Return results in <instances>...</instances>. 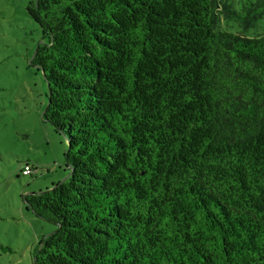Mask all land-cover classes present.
<instances>
[{"label": "trees", "instance_id": "trees-1", "mask_svg": "<svg viewBox=\"0 0 264 264\" xmlns=\"http://www.w3.org/2000/svg\"><path fill=\"white\" fill-rule=\"evenodd\" d=\"M26 11L68 168L23 196L35 264H264V0Z\"/></svg>", "mask_w": 264, "mask_h": 264}, {"label": "rangeland", "instance_id": "rangeland-1", "mask_svg": "<svg viewBox=\"0 0 264 264\" xmlns=\"http://www.w3.org/2000/svg\"><path fill=\"white\" fill-rule=\"evenodd\" d=\"M30 1L0 0V264H35L54 225L36 217L23 196L68 174L66 141L42 119L47 85L32 63L41 32L26 11ZM25 162L29 174L21 173Z\"/></svg>", "mask_w": 264, "mask_h": 264}, {"label": "built area", "instance_id": "built-area-1", "mask_svg": "<svg viewBox=\"0 0 264 264\" xmlns=\"http://www.w3.org/2000/svg\"><path fill=\"white\" fill-rule=\"evenodd\" d=\"M23 174H29L30 173V169L28 166H24L23 170H22Z\"/></svg>", "mask_w": 264, "mask_h": 264}]
</instances>
